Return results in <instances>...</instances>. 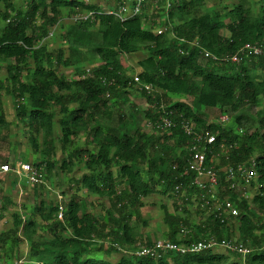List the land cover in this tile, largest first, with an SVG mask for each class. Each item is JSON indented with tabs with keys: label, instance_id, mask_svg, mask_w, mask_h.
Returning a JSON list of instances; mask_svg holds the SVG:
<instances>
[{
	"label": "trees",
	"instance_id": "1",
	"mask_svg": "<svg viewBox=\"0 0 264 264\" xmlns=\"http://www.w3.org/2000/svg\"><path fill=\"white\" fill-rule=\"evenodd\" d=\"M206 1L169 0L166 8L147 0L139 13L121 20L107 13L113 5L102 9L86 0H26L24 8L15 0H0V62L6 63L7 83L0 79V90L12 99L14 111L7 120L0 99V142L8 138L11 125L21 124L33 159H19L36 167L43 178L56 166L64 173L75 168L82 172L71 179L80 187L63 200L45 194L43 180L28 183L14 173H0V218L17 205L10 180L32 187L38 197L31 206L22 203V211L11 213L12 226L0 230V264H264V103L255 111L252 133L244 127L242 111L264 98V57L231 63L204 54L220 57L246 42L264 41V0L255 14L247 0H214L213 8L202 10ZM150 3L161 9L158 24L164 31L154 32L157 15L148 13ZM64 10L90 15L65 32H75L71 46L77 48L51 49L45 39L53 35ZM84 34L99 59L96 64L88 61L89 73L70 59ZM130 53L142 54L135 76L120 57ZM68 66L75 67L72 78L60 71ZM131 92L151 104L143 112L149 131L140 125L135 108L123 109ZM113 97L115 107L108 102ZM207 108L218 109L227 121L208 122ZM161 117L172 126L156 128ZM184 122L197 133L209 130L215 135L205 149V164L216 175L214 193L220 202L230 201L237 216L221 221L208 190L194 183L196 174L187 168L192 138L184 132ZM80 136L89 147H80ZM58 149L60 160L53 158ZM252 160L256 176L249 181L253 193L248 199L239 184L230 188L227 169L249 166ZM81 187L107 202L104 211L95 215L84 209ZM153 194L181 201L179 215L160 205L167 240L186 245L211 237L231 239L250 251L244 258L224 248L168 251L158 258L137 255L140 246L156 240L137 242V225H147L143 208L150 203L145 199ZM24 242L28 247L22 260Z\"/></svg>",
	"mask_w": 264,
	"mask_h": 264
},
{
	"label": "rangeland",
	"instance_id": "2",
	"mask_svg": "<svg viewBox=\"0 0 264 264\" xmlns=\"http://www.w3.org/2000/svg\"><path fill=\"white\" fill-rule=\"evenodd\" d=\"M91 3H95L102 9L109 8L110 5L113 4L114 0H86ZM216 1V0H215ZM214 0H207L206 5L203 6L201 9H211L213 8ZM234 1V0H229ZM248 5L252 11L253 14L258 12L259 6L261 5L260 0H247ZM26 0H15V5L20 8L25 7ZM160 9V8H159ZM161 10V9H160ZM157 7L155 3H150L148 7V13H154L157 16L155 18V25H154V32H161L165 30V27L161 24L159 25V14L157 13ZM69 10H64L62 12V19L57 23V25L52 30V36L45 39V42L47 41L49 47L55 48V47H67L66 45L71 46V41L73 42V38L75 37V32H70L69 35H67L65 32L70 30V27L74 28L75 25V16L78 14H86V12H72ZM150 23V22H149ZM93 28H89V31ZM72 30V29H71ZM77 48L78 46L72 45L71 47ZM69 48V47H68ZM72 48V49H74ZM93 45L91 43V40H89L86 37V34H84L83 37H80V47L76 50H70L71 53V62H76V64H80L79 66H82V68L86 69L89 73L90 69H88L87 64L88 61H92L93 63L99 62V59L95 56L93 50ZM71 49V48H70ZM68 55V51L65 54ZM120 57H123L125 61L127 62L129 66V75L135 76L137 75V72L139 70V66L137 64V61L142 57V54L139 53H130V54H122ZM6 63L0 62V79L5 80L6 77ZM75 67L74 66H68V67H60V71L64 73V75L67 78H72L75 76ZM92 69V68H91ZM6 83V80H5ZM7 84V83H6ZM128 97V103L122 104L123 109L126 111H130L132 106L135 108V114L139 115L138 119L140 120V125L146 130L149 131L151 129V125L148 123L145 118H143V112L151 107V104L147 102L146 98L136 94L135 92H131L127 95ZM115 97L109 99L110 105H113L115 107V104H113V100ZM0 99L2 102L3 110L5 111V115L7 120L12 119L14 115V111L12 108V99L9 97V95L4 91L0 90ZM264 103V98L260 99V103L257 107L249 108L245 107L242 109L244 114V120L243 124L244 127L247 128L249 133H252L256 129V125L254 122L255 117V111L256 109H259L262 107ZM119 104V103H117ZM120 105V104H119ZM129 105V106H128ZM115 111V109H114ZM205 118L208 122H218L222 123L221 119H223L222 115L220 114L218 109L215 108H207L204 110ZM111 122L115 123L117 122V115L116 112H113L112 120ZM28 132L21 124H19L18 127L11 125L9 128V136L6 140L3 142H0V161L7 158L9 161L13 159H19L22 156L24 158H32L33 159V153H30L29 151V143L27 141ZM38 139L41 140V133L38 136ZM78 143L80 147H89L87 144H84V136H80L78 138ZM32 155V156H31ZM53 158L56 160L61 159V153L60 150H56L53 154ZM81 169L75 168L73 172L71 173H64L62 171H59L57 166L51 171V174L44 175L43 178V185H44V192L45 194L49 195L50 197H54L58 200H63L65 198H68V196L73 193L79 186V184L75 183V181H71L72 178L78 179L81 176ZM13 178V177H11ZM19 181H21L22 178H19ZM13 180V179H12ZM10 180L13 184V191L12 194L15 197V200L17 202L16 206H11L7 211L4 212V216L0 218V230H6L12 226V212L13 211H22L23 208L20 206L22 203H26L28 206H31L37 202L38 197L36 194L32 192V187L30 188H24L20 182H13ZM242 181L244 183H242ZM10 183V182H9ZM16 183V184H15ZM238 184L240 185V189L242 192V195L246 198L250 199L251 194L253 193V190L251 186L249 185L248 181H245L244 179H238ZM80 187V186H79ZM24 188V189H23ZM81 189V194L83 197V207L86 211L92 212L95 215L100 214V212L104 211V209L107 206V202L104 201V199L98 198L96 195H93L91 193H88L84 188ZM63 192V193H62ZM150 205H146L143 208V215L147 219V225L143 228L141 224L137 225V232L139 235H137V242L140 244H145V240L147 237H150L152 239H167L163 234L166 229V224L163 222V211L161 209V204L164 203L167 207V209L172 213H177L178 215L182 213V207H181V201L176 200L174 202L173 199L164 197L157 194L151 195L149 198L145 199ZM181 207V208H180ZM192 217L195 222H197V216L195 215L196 207H191ZM258 213H261L258 211ZM264 214H261L263 216ZM207 213L204 214V216L199 217V219H202L203 217H206ZM136 224V223H132ZM137 243V244H138ZM28 245L24 242L21 243L20 248L22 249V254H24V258L22 260H25V253L27 251ZM217 249H223L222 247L216 246ZM215 248V249H216ZM216 249V250H217ZM19 264H25L19 262Z\"/></svg>",
	"mask_w": 264,
	"mask_h": 264
},
{
	"label": "built area",
	"instance_id": "3",
	"mask_svg": "<svg viewBox=\"0 0 264 264\" xmlns=\"http://www.w3.org/2000/svg\"><path fill=\"white\" fill-rule=\"evenodd\" d=\"M147 0H123L118 2L114 0L113 6L108 9L107 13L112 14L115 17L123 20L130 15L137 14L141 11L143 4ZM153 2H162L165 7H169V0H152ZM116 8H113L115 7ZM90 13L78 14L75 16V20H85ZM205 56L211 57L218 61H226L231 63H240L245 58L250 57H264V41H253L244 43L234 53L223 54L220 57L211 55L209 52H204ZM134 80H137L135 77ZM146 90H152L150 84L142 85ZM222 123L227 121V117L222 115ZM221 123V122H220ZM156 128H169L172 126V122L167 117H161L160 121L155 124ZM183 130L186 134L191 136L192 142L188 145L189 159L188 169L196 174L194 183L201 189H207L210 193V199L214 203V208L217 211L216 217L221 221L226 220L230 216H237V208L228 200L220 202L219 196L216 195L213 189L217 186V179L212 167L205 164L207 145L215 142V135L209 130H202L196 132L189 122L183 123ZM203 142V143H202ZM201 144L203 145L201 147ZM255 162L252 160L250 165L239 164L236 169L229 167L227 169V177L230 180V188H234L238 185V179H244L250 181L256 176L254 169ZM0 173H14L19 178H25L28 183H39L43 180L42 173L36 169L32 164L27 161L18 159L13 163L3 162L0 163ZM208 200H204V204H207ZM203 204V205H204ZM62 213L59 212L58 218L61 219ZM222 247L228 251L238 253L242 258L250 251L249 247L245 246L242 242H238L231 239L217 240L213 237L203 240L191 241L186 245L175 244L167 239H156L152 245L140 246L136 251L139 256H151L154 258L160 257L163 253L168 251H176L180 254L185 253H197L203 250L214 249Z\"/></svg>",
	"mask_w": 264,
	"mask_h": 264
},
{
	"label": "crops",
	"instance_id": "4",
	"mask_svg": "<svg viewBox=\"0 0 264 264\" xmlns=\"http://www.w3.org/2000/svg\"><path fill=\"white\" fill-rule=\"evenodd\" d=\"M113 5V4H112ZM112 5H110L109 7H111Z\"/></svg>",
	"mask_w": 264,
	"mask_h": 264
}]
</instances>
